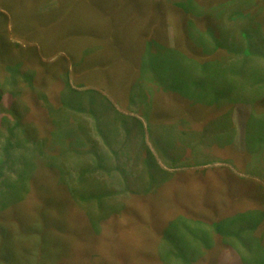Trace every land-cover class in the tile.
Instances as JSON below:
<instances>
[{
	"label": "rangeland",
	"instance_id": "obj_1",
	"mask_svg": "<svg viewBox=\"0 0 264 264\" xmlns=\"http://www.w3.org/2000/svg\"><path fill=\"white\" fill-rule=\"evenodd\" d=\"M4 5L0 264H264V0Z\"/></svg>",
	"mask_w": 264,
	"mask_h": 264
},
{
	"label": "trees",
	"instance_id": "obj_2",
	"mask_svg": "<svg viewBox=\"0 0 264 264\" xmlns=\"http://www.w3.org/2000/svg\"><path fill=\"white\" fill-rule=\"evenodd\" d=\"M6 1L7 0H0V8H1V10H0V17L3 19V22H1V24H3L4 26H6V25L9 26V21H10L11 18H10V16L8 14H6L7 13L6 10H8L6 8V6L4 5V4H6ZM43 1L44 0H29L30 4L32 6H37L38 4L43 3ZM67 1H68V3L70 2V4H71V2L74 1V0H67ZM216 1L220 2V0H216ZM2 5H4V8H3ZM19 5H20V3L18 2L17 3V7H19ZM55 10H56V13L54 14V17L55 18H61V17L65 16L66 14L68 16V11H67V13H65V12H62L59 9H55ZM74 10H76V8ZM160 14H162V13H160ZM36 16L37 15L35 13L34 14L33 13L29 14L27 16L28 17L27 21L24 24H22V26H37L38 23L35 21ZM117 17H119V15H117ZM114 42H115V40H114ZM220 67H221V69H224L225 68V65H222ZM222 80H223V78H222L221 75L219 77H214L213 78V82L214 83H221ZM218 89H219V86H216L212 90L210 89V92L209 93L204 94V95H201V93L203 91L202 90V86H199L198 88L192 87V90L193 91H192V93H189V95L190 96H192V95H200L202 97H210V96L214 95L215 97H217ZM253 96L255 97V95H253ZM0 101H1V95H0ZM106 106H110V111L111 110L113 111L112 114L118 115L117 110L110 104L109 101L106 102L104 105H102L101 110L104 111V109H105ZM239 113L242 114V115H244V114L247 113L246 109L241 104H239ZM112 114H105V113H103V125L106 124L108 126V129L111 130V131L113 130L111 128V123L114 122L113 121V118H112L113 117ZM98 115H99V111H96V116H98ZM139 125H140V123H139ZM142 127L144 128L143 124H142ZM152 131H153V128L148 127V131L146 132L144 130V134L146 135V137H149V135L152 133ZM117 132H119L118 129H117ZM141 133H142V131H140V128H139V136L141 135ZM134 137H135V132L131 130V136L129 138H123L121 141L118 142V143H122V144L118 145L115 148V150L118 151V155L116 154V151L114 149L111 150L110 158L113 159V162L112 163H109V168L108 169H110L111 167L114 168L116 166L117 167L122 166L121 168L124 167L125 169L129 167L128 166L129 161L132 160L133 157H135V155H134L135 145H129V144L132 143L133 141H138L139 140L138 138L135 139ZM118 139L119 138L115 139L114 140V143H116V141ZM143 140L145 141V139H142L141 141H143ZM116 157H117V160L115 162ZM150 199L153 200L154 197H151ZM153 201H155V200H153ZM179 201H180V203L183 202L181 200H179ZM189 201L190 200H187L186 203L183 202L181 210H184L187 205H190V204H188ZM64 202H65V200H63L62 203H64ZM114 219H116V218L114 217ZM89 241L93 243V241H92L91 238H89ZM94 249H97V248H94Z\"/></svg>",
	"mask_w": 264,
	"mask_h": 264
},
{
	"label": "bare ground",
	"instance_id": "obj_3",
	"mask_svg": "<svg viewBox=\"0 0 264 264\" xmlns=\"http://www.w3.org/2000/svg\"><path fill=\"white\" fill-rule=\"evenodd\" d=\"M219 10V9H218ZM229 17V16H228ZM197 27H198V25H197ZM206 30V29H205ZM201 31H203L202 29H201ZM202 33V32H201ZM209 35V34H208ZM204 37V36H203ZM183 47H185V46H183ZM163 57V56H162ZM170 57V56H169ZM160 58V57H159ZM167 58V57H166ZM180 60V59H179ZM107 64V63H106ZM166 65V64H165ZM160 70V69H159ZM176 71V70H175ZM99 93V92H98ZM229 104V103H228ZM151 127V126H150ZM148 131V130H147Z\"/></svg>",
	"mask_w": 264,
	"mask_h": 264
},
{
	"label": "crops",
	"instance_id": "obj_4",
	"mask_svg": "<svg viewBox=\"0 0 264 264\" xmlns=\"http://www.w3.org/2000/svg\"><path fill=\"white\" fill-rule=\"evenodd\" d=\"M222 76V75H221ZM223 77V76H222Z\"/></svg>",
	"mask_w": 264,
	"mask_h": 264
}]
</instances>
